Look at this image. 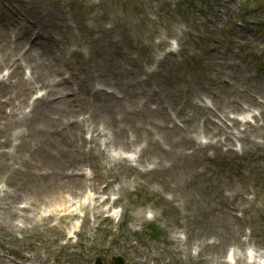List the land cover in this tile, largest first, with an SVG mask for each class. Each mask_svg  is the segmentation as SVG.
Returning <instances> with one entry per match:
<instances>
[{
    "label": "rangeland",
    "instance_id": "374dc122",
    "mask_svg": "<svg viewBox=\"0 0 264 264\" xmlns=\"http://www.w3.org/2000/svg\"><path fill=\"white\" fill-rule=\"evenodd\" d=\"M233 250L264 264V0H0V264Z\"/></svg>",
    "mask_w": 264,
    "mask_h": 264
},
{
    "label": "bare ground",
    "instance_id": "6f19581e",
    "mask_svg": "<svg viewBox=\"0 0 264 264\" xmlns=\"http://www.w3.org/2000/svg\"><path fill=\"white\" fill-rule=\"evenodd\" d=\"M14 36L15 37H19V35L17 34V33H15L14 34ZM19 42V41H18ZM126 89L124 88L122 91L124 92ZM68 93V91H66L65 92V94H67ZM108 93L107 92H104V95H107ZM148 95H154V92H149L148 93ZM60 99H53V101L54 102H57V101H59ZM148 100L149 99H146V102H148ZM126 114L127 115H129V117H133L135 114H138V112L137 111H133V113L132 112H126ZM201 118H202V121H203V124H204V126H206L208 123H207V120H208V110L204 107V108H202L201 109ZM210 115H213V112L212 111H210ZM163 116H165L164 115V113H163ZM209 118L210 119H212L210 116H209ZM175 124H176V122H175ZM221 130H224V127L223 126H218ZM8 142V140L7 139H5L2 143L3 144H5V143H7ZM54 187V186H53ZM64 207H66V206H64ZM63 207V208H64ZM62 208V209H63ZM68 207H66V209H67ZM65 208H64V210H66ZM63 218V217H62ZM241 247V246H240ZM227 254V253H226ZM224 255V261H222V262H220L221 264H229V262H236V261H238V260H240V259H238L239 257H240V254H238V252L237 251H231V258L230 259H225V257L227 256V255ZM263 254V253H262ZM36 255H37V253H36ZM243 256H244V259L248 256V254H245V253H243ZM262 256V255H261ZM229 261V262H228ZM247 262H249L250 264H253V262H250V260L247 258Z\"/></svg>",
    "mask_w": 264,
    "mask_h": 264
},
{
    "label": "water",
    "instance_id": "95a60500",
    "mask_svg": "<svg viewBox=\"0 0 264 264\" xmlns=\"http://www.w3.org/2000/svg\"><path fill=\"white\" fill-rule=\"evenodd\" d=\"M115 260H116L117 264H123V259L120 256L115 257Z\"/></svg>",
    "mask_w": 264,
    "mask_h": 264
}]
</instances>
